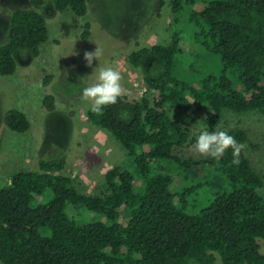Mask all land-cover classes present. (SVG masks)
I'll return each mask as SVG.
<instances>
[{"label":"trees","instance_id":"16d2710c","mask_svg":"<svg viewBox=\"0 0 264 264\" xmlns=\"http://www.w3.org/2000/svg\"><path fill=\"white\" fill-rule=\"evenodd\" d=\"M45 1L29 0L30 7L11 12L0 43V75L16 72L18 53L39 56L49 38L41 11ZM202 1L200 10L192 8ZM51 2L57 11L88 13V0ZM164 3L156 0L157 16ZM171 5L176 14L189 7V24L197 30L192 40L209 54L210 65L197 76L178 68L184 66L178 32L169 42L133 50L132 65L146 62L141 98L121 96L102 115L88 113L124 146L127 162L106 173L105 195L81 193L72 176L62 173L65 156L39 158L37 170L13 173L0 187V264H215L216 254L223 264H264L258 242L264 239L262 175L244 151L238 166L231 163V149L218 160L184 153L194 147L193 118L213 128L224 110L264 111V0H171ZM90 28L87 22L83 39ZM54 103L47 94L49 110ZM4 121L17 132L31 127L17 108L7 109ZM230 135L239 143L248 139L242 129ZM176 176L185 181L177 191ZM80 205L100 218L77 221L67 209Z\"/></svg>","mask_w":264,"mask_h":264},{"label":"rangeland","instance_id":"374dc122","mask_svg":"<svg viewBox=\"0 0 264 264\" xmlns=\"http://www.w3.org/2000/svg\"><path fill=\"white\" fill-rule=\"evenodd\" d=\"M155 2L88 0V13L81 17L71 10L57 11L51 0L45 1L41 11L47 18L49 38L42 44L39 56L18 53L16 72L0 75V187L17 171L37 170L39 158L65 156L67 164L62 173L72 176L81 193L105 195L108 192L105 175L115 165L127 162V152L111 132L90 121V106L81 100V90L87 83L94 82L95 70L105 66L116 68L122 75V96L139 100L146 89L143 80L146 62L134 66L129 54L137 47L169 42L174 32L182 36L181 63L184 66L179 64V69L188 70L186 75L197 76L210 65L209 54L192 40L191 34L194 36L197 30L189 24V7L185 6L176 14L171 0H165L161 16H157ZM203 6L202 1L192 8L198 11ZM19 7H30L29 0H0V43L6 40L11 12ZM87 22L91 25L90 35L83 39L81 34ZM96 47L103 50V55L93 61L91 68L87 67L83 54ZM213 70H217V65ZM46 78H49L48 83ZM47 94L55 98L53 110L44 104ZM10 108L28 115L31 127L27 131L17 132L6 126L4 114ZM202 128L229 134L235 129L244 130L248 139L243 143V151L264 179V111L224 110L220 122L213 128L200 118H193L189 130L194 147L185 149L186 155L202 157L195 152L196 135ZM184 182L176 176L174 190ZM67 212L77 221L100 218L82 205L71 206ZM120 213V220L126 224L127 214L123 209ZM258 242L264 254V239L259 238ZM216 255L215 264H223L220 255Z\"/></svg>","mask_w":264,"mask_h":264},{"label":"clouds","instance_id":"9594fccd","mask_svg":"<svg viewBox=\"0 0 264 264\" xmlns=\"http://www.w3.org/2000/svg\"><path fill=\"white\" fill-rule=\"evenodd\" d=\"M102 55L103 50L96 47L94 51H85L83 59L86 61V66L91 68L93 61L99 60ZM64 75H68L67 71ZM78 78L83 79V77ZM121 80V72L116 68L111 66L98 67L95 70L94 82L87 83L82 88L81 100L89 104L90 111L102 115L105 106L115 105L118 98L124 94ZM244 148L245 145L237 142L235 137L227 131H209L207 128H202L196 135L195 152L202 157H211L218 160L226 150L231 149L233 157L231 163L238 166Z\"/></svg>","mask_w":264,"mask_h":264}]
</instances>
